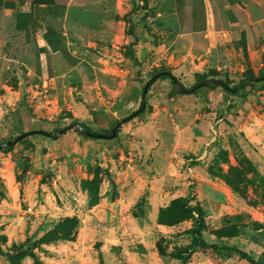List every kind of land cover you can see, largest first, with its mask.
I'll list each match as a JSON object with an SVG mask.
<instances>
[{"label": "rangeland", "instance_id": "1", "mask_svg": "<svg viewBox=\"0 0 264 264\" xmlns=\"http://www.w3.org/2000/svg\"><path fill=\"white\" fill-rule=\"evenodd\" d=\"M141 64L132 61L129 45ZM264 0H0V144L77 119L114 139L38 132L0 151V243L23 264H264ZM197 216L198 213L196 214ZM42 241L40 244L38 242ZM0 264H9L0 253Z\"/></svg>", "mask_w": 264, "mask_h": 264}, {"label": "trees", "instance_id": "2", "mask_svg": "<svg viewBox=\"0 0 264 264\" xmlns=\"http://www.w3.org/2000/svg\"><path fill=\"white\" fill-rule=\"evenodd\" d=\"M142 1L146 2V0H142ZM135 45H136L135 42H132L129 45L128 53H129V56H130V58L132 59L133 62H135L137 64H141V62L139 61L138 56H137V51L135 49ZM164 71H167V70H164ZM250 77H257V79L255 81L251 82L248 86H251V85L256 84V83L264 82V74L256 76L254 73H250L246 78H244L240 82V84L242 82L246 81L247 79H249ZM159 79H163V80L171 79L173 81V84H174V81L177 80V78L174 75H171V76L163 75ZM207 80H209V79H207ZM204 81H206V80L198 82L194 86V88H196V89L193 92H191L190 94H197L200 91H202L204 88L203 87L200 88V87H198V85L201 84ZM226 84L227 85L222 86L225 91L229 92L232 95H236L238 97H246L245 89L248 86H246L245 88L241 89L240 91H235L233 89L228 88L229 84L227 82H226ZM236 86H238V85H236ZM206 87L217 88L218 86L209 85V86H206ZM235 87H233V88H235ZM173 89H174L175 92L178 93V91L176 90L175 86L173 87ZM142 95L144 96V90H143V94ZM144 103H146V100H144L143 104ZM73 123H80L84 127L85 130L93 132L94 134H100L98 132L93 131V129L90 126H88L85 122H82L80 120L75 119L72 122V124ZM77 131L81 135H83L85 138L88 139V137H86L83 132H81L79 130H77ZM112 132H113V130H112ZM118 134H119V130L117 132V136H118ZM91 138H95L96 140L100 139L97 136H93ZM12 149H14V146L13 147H7L4 151H11ZM190 199L191 198H183V199L179 200V202L181 203V206H182L183 210L185 211V213L194 221L193 241H192V243L190 245L182 248L181 250H179L176 253V258L181 260L183 262V264H187L189 257L192 255V253L196 252L198 249H212V248H217L218 247L216 244H211V243H209L208 241L205 240V238H204L205 226L203 225V221H202V217H201V215H202L201 209H200L199 206L192 205ZM197 213H198L199 216L196 215ZM41 242L42 241H40L38 243L40 244ZM235 251H237L242 257L246 258L251 264H257V261L250 254H248L247 252H244V251L239 250L237 248H235ZM0 253L7 258V260L9 261V264H23V258L24 257H26V256H35L34 251H33V247L30 246V245H28L25 248L22 247L16 253H11V252H6L2 248L1 243H0Z\"/></svg>", "mask_w": 264, "mask_h": 264}, {"label": "water", "instance_id": "3", "mask_svg": "<svg viewBox=\"0 0 264 264\" xmlns=\"http://www.w3.org/2000/svg\"><path fill=\"white\" fill-rule=\"evenodd\" d=\"M163 75H168L171 76L173 75L171 72L169 71H162L157 73L155 76H153L145 85L144 88V96L147 95L149 88L154 84L155 81H157L160 77H162ZM257 79V77H250L249 79H247L246 81L242 82L240 85L236 86L235 88L228 86V88L233 89L235 91H240L241 89L245 88L246 86H248L251 82L255 81ZM209 85H216V86H225L227 85L226 82L222 79H216V78H211L209 80H206L204 82H202L201 84L198 85V87H206ZM174 86L176 88V90L180 93H184V94H188L193 92L196 88H185L181 85V83L178 80L174 81ZM146 109V103L143 104V106L138 109L137 111H135L133 114H131L130 116H128L127 118H125L124 120L120 121L114 128H113V132L110 135H106V134H94L93 132L87 131L84 129V127L80 124V123H73L67 127L64 128H57L52 132H47V131H32V132H25L23 134H20L14 138L8 139L6 142L0 144V151L5 150L7 147H13L15 146L17 143H19L21 140H23L24 138L36 134L38 132H41L43 134H46L50 137H60L64 134H66L67 132L71 131V130H79L81 132H83L85 134L86 137L91 138L93 136H97L98 138H106V139H114L117 136V132L119 130V128L127 121H130L132 119H134L135 117L139 116V114H141L144 110Z\"/></svg>", "mask_w": 264, "mask_h": 264}]
</instances>
